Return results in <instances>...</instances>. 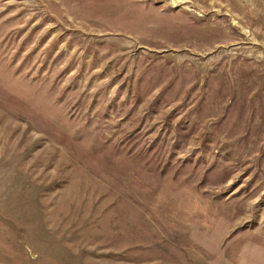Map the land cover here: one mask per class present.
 <instances>
[{
  "label": "rangeland",
  "instance_id": "1",
  "mask_svg": "<svg viewBox=\"0 0 264 264\" xmlns=\"http://www.w3.org/2000/svg\"><path fill=\"white\" fill-rule=\"evenodd\" d=\"M0 264H264V0H0Z\"/></svg>",
  "mask_w": 264,
  "mask_h": 264
}]
</instances>
